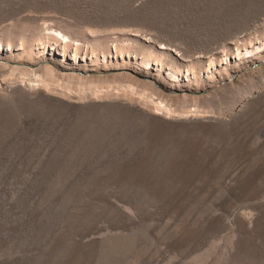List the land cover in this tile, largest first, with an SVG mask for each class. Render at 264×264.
I'll return each mask as SVG.
<instances>
[{
    "label": "rangeland",
    "instance_id": "1",
    "mask_svg": "<svg viewBox=\"0 0 264 264\" xmlns=\"http://www.w3.org/2000/svg\"><path fill=\"white\" fill-rule=\"evenodd\" d=\"M0 264H264V0H0Z\"/></svg>",
    "mask_w": 264,
    "mask_h": 264
}]
</instances>
